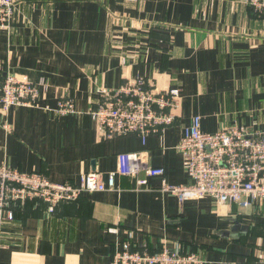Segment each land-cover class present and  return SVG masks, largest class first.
<instances>
[{
	"label": "crops",
	"instance_id": "0c3cea01",
	"mask_svg": "<svg viewBox=\"0 0 264 264\" xmlns=\"http://www.w3.org/2000/svg\"><path fill=\"white\" fill-rule=\"evenodd\" d=\"M0 29V97L7 72L45 80L35 106L0 103V165L56 183L117 172L116 188L50 210L41 200L0 222V264H111L128 242L198 253L203 264H259L264 201L243 208L211 197L186 201L162 185L192 183L178 145L194 116L215 133L264 131V23L245 0H16ZM146 78L178 88L181 112L163 134L101 138L92 111L100 92ZM73 97L76 113L56 112ZM5 126H8L5 127ZM145 161L137 176L119 173ZM164 174L148 175L147 168ZM137 178L147 179L139 188Z\"/></svg>",
	"mask_w": 264,
	"mask_h": 264
},
{
	"label": "built area",
	"instance_id": "2783aa9c",
	"mask_svg": "<svg viewBox=\"0 0 264 264\" xmlns=\"http://www.w3.org/2000/svg\"><path fill=\"white\" fill-rule=\"evenodd\" d=\"M264 23V0H245ZM17 9L16 0H0V29L11 27ZM45 80L32 82L14 72H7L2 83L0 103L4 113L15 106H35ZM181 92L178 88L157 89L146 78L129 80L117 88L100 92L92 111L101 138L138 134L144 140L163 134L180 117ZM75 98H59L56 112L76 113ZM8 128V126H5ZM185 159L192 183L187 186L164 182L162 190L186 201L211 197L222 204H238L243 208L264 201V131L245 125H231L215 133L202 129V117L194 116L178 145ZM122 161L119 173L138 175L145 161L129 168ZM148 175H163L164 169L148 166ZM117 172L106 177L90 173L81 184L56 183L39 172H24L7 164L0 165V222L14 220L18 204L41 200L51 211L62 202L75 201L86 193L116 188ZM147 179L137 178V186H146ZM111 264H203L198 253L164 247L158 252L133 247L126 242L113 255ZM264 264V255L259 260Z\"/></svg>",
	"mask_w": 264,
	"mask_h": 264
},
{
	"label": "trees",
	"instance_id": "16d2710c",
	"mask_svg": "<svg viewBox=\"0 0 264 264\" xmlns=\"http://www.w3.org/2000/svg\"><path fill=\"white\" fill-rule=\"evenodd\" d=\"M22 204H18L16 207H20Z\"/></svg>",
	"mask_w": 264,
	"mask_h": 264
}]
</instances>
